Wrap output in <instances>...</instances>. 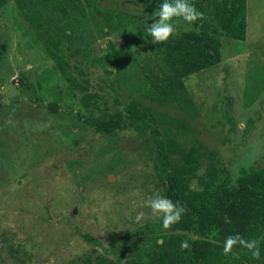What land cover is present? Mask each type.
I'll list each match as a JSON object with an SVG mask.
<instances>
[{
  "label": "rangeland",
  "instance_id": "1",
  "mask_svg": "<svg viewBox=\"0 0 264 264\" xmlns=\"http://www.w3.org/2000/svg\"><path fill=\"white\" fill-rule=\"evenodd\" d=\"M157 10L141 0H7L0 8V264H125L161 241L160 219L143 203L165 196L148 127L96 134L75 114L105 120L136 102L157 120L185 176L200 174L209 153L233 177L264 167V0H247L244 40L220 37L219 63L158 89L143 70ZM27 14L50 32L70 25L66 57L77 87L61 77ZM192 28L180 21L172 37ZM229 256L264 264L248 251Z\"/></svg>",
  "mask_w": 264,
  "mask_h": 264
},
{
  "label": "trees",
  "instance_id": "2",
  "mask_svg": "<svg viewBox=\"0 0 264 264\" xmlns=\"http://www.w3.org/2000/svg\"><path fill=\"white\" fill-rule=\"evenodd\" d=\"M7 0H0V8ZM146 12L157 8L162 0H141ZM204 14V19L193 28L171 37L165 43L149 47V57L143 70L154 88L172 86L180 79L198 73L221 61V40L226 37L242 41L246 29L247 0H190ZM27 21L43 44L47 55L61 77L74 88L75 76L71 73L66 53L71 45L70 25L50 32L40 18L26 15ZM5 45L0 44V60ZM84 104H88L83 97ZM48 108L53 107L48 105ZM76 119L89 126L96 134H114L118 131L146 125L155 147V161L165 172L164 195L179 202L187 211L179 223L165 229L161 242H153L149 252L139 254L125 264H245L241 258L225 255L226 237L240 234L246 240L259 241L260 257L264 261V167L242 171L233 177L228 167L213 153L200 174L185 176L179 164H174L155 117L131 102L126 109L105 120L75 114ZM229 131L236 125L227 112ZM194 180L197 188L189 186ZM225 217L230 222L225 221ZM214 233L210 240L209 236ZM81 238L92 245L99 242L88 234ZM182 244L187 247L182 248ZM248 251L234 247L232 252ZM249 252V251H248Z\"/></svg>",
  "mask_w": 264,
  "mask_h": 264
},
{
  "label": "clouds",
  "instance_id": "3",
  "mask_svg": "<svg viewBox=\"0 0 264 264\" xmlns=\"http://www.w3.org/2000/svg\"><path fill=\"white\" fill-rule=\"evenodd\" d=\"M154 19L147 26V32L151 37L152 43H165L177 31L180 21L193 25L197 21L203 20L204 14L200 12L190 0H162L158 10L153 13ZM144 206L149 208L154 218L160 219L165 229H170L173 225L179 223L187 209L179 202H173L158 192L144 200ZM144 218L143 213L138 214L136 219L140 221ZM226 222H230L225 217ZM246 248L251 252L254 259H259V241L246 240L240 234L226 237L223 252L228 255L234 247ZM187 247L182 244V248Z\"/></svg>",
  "mask_w": 264,
  "mask_h": 264
},
{
  "label": "water",
  "instance_id": "4",
  "mask_svg": "<svg viewBox=\"0 0 264 264\" xmlns=\"http://www.w3.org/2000/svg\"><path fill=\"white\" fill-rule=\"evenodd\" d=\"M161 241H159V243H160Z\"/></svg>",
  "mask_w": 264,
  "mask_h": 264
}]
</instances>
